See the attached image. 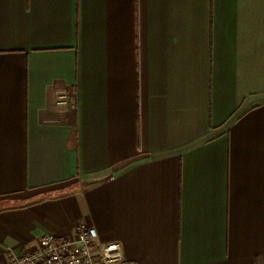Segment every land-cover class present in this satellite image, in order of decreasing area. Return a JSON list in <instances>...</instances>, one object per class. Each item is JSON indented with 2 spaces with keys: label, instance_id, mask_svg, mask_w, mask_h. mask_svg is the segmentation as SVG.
<instances>
[{
  "label": "crops",
  "instance_id": "crops-1",
  "mask_svg": "<svg viewBox=\"0 0 264 264\" xmlns=\"http://www.w3.org/2000/svg\"><path fill=\"white\" fill-rule=\"evenodd\" d=\"M80 225L264 264V0H0V263Z\"/></svg>",
  "mask_w": 264,
  "mask_h": 264
},
{
  "label": "built area",
  "instance_id": "built-area-1",
  "mask_svg": "<svg viewBox=\"0 0 264 264\" xmlns=\"http://www.w3.org/2000/svg\"><path fill=\"white\" fill-rule=\"evenodd\" d=\"M0 264H133L127 261L116 241H101L91 225H80L73 234L61 236L48 232L35 247L13 255Z\"/></svg>",
  "mask_w": 264,
  "mask_h": 264
}]
</instances>
